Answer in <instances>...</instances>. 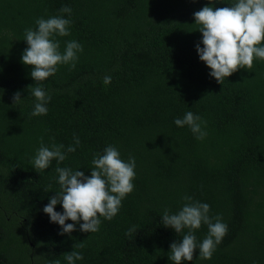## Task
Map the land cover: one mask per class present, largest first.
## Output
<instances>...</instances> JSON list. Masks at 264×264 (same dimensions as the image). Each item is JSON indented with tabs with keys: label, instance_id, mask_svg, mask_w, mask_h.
<instances>
[{
	"label": "trees",
	"instance_id": "obj_1",
	"mask_svg": "<svg viewBox=\"0 0 264 264\" xmlns=\"http://www.w3.org/2000/svg\"><path fill=\"white\" fill-rule=\"evenodd\" d=\"M236 2L0 0V264H68L73 250L83 255L75 264H174L170 246L188 229L178 234L162 216L178 212L185 196L209 204L228 232L210 259L196 249L182 264H264V60L220 84L196 50L203 37L194 13ZM63 6L70 17L59 12ZM57 15L72 20L70 35L54 37L60 52L71 40L83 51L74 69L57 65L39 82L51 100L46 115L33 116L36 82L22 62L24 33ZM16 92L21 101L13 105ZM189 111L206 122L203 140L174 124ZM42 142L76 151L38 170L32 160ZM109 145L125 162L135 158L134 190L112 220L100 217L99 231L82 232L81 220L61 235L43 211L60 191L56 167L90 176L93 156ZM55 211L63 213L62 204ZM207 234L202 224L197 243Z\"/></svg>",
	"mask_w": 264,
	"mask_h": 264
},
{
	"label": "clouds",
	"instance_id": "obj_2",
	"mask_svg": "<svg viewBox=\"0 0 264 264\" xmlns=\"http://www.w3.org/2000/svg\"><path fill=\"white\" fill-rule=\"evenodd\" d=\"M61 14L67 13L71 16L72 9L63 6L59 10ZM195 24L199 25L202 33L203 47L196 45V50L201 61L210 69V76L214 77L220 84L241 68L251 69L254 58L264 60V0H237L229 7L213 8L205 6L194 13ZM72 20L63 15L52 16L48 19L43 17L36 20V29H25V40L28 47L22 55V62L32 66L31 77L36 82L31 87L32 95L36 99L33 116L46 115L47 103L51 96L45 91L39 82L45 81L57 71V65H70L71 69L76 67L78 53L83 51V45L76 40L66 42L64 52H60V43L55 40V35H70ZM103 83H111V77L105 76ZM13 105L21 101L20 92L13 97ZM206 123L198 115L191 111L184 117L174 120L178 127L187 125L198 140H203L207 132L203 131L201 125ZM76 146L80 145L78 137H74ZM76 151V147L68 146L67 153ZM64 145L53 144L51 148L43 142L32 160L35 169L45 170L55 160L57 164L66 159ZM93 168L91 175L86 176L83 171L72 170L57 166L58 183L60 191L50 198L49 203L43 211L49 215L50 221L61 226V235L72 233L76 230V223L81 220L80 230L82 232L99 231L101 220H112L122 206V200L134 190L132 183L135 178V158L130 156L125 162L121 159L120 152L115 146L109 145L103 154H95L92 159ZM49 187H51L49 185ZM47 191V189H46ZM183 207L175 214L165 210L162 223L180 234L188 229L181 242H173L170 246L169 259L174 264H182V261H192L193 254L199 249V257L210 259L225 235L228 225L222 222L219 215L210 217V205L193 200L190 196L184 197ZM57 204H62L63 213L55 211ZM67 220L74 223L66 224ZM202 224L207 225L208 234L202 242L197 243L194 231ZM135 226L130 228L126 235L136 232ZM74 247H83L74 245ZM68 264L82 260L83 255L78 251L65 253ZM49 264H60L59 260Z\"/></svg>",
	"mask_w": 264,
	"mask_h": 264
}]
</instances>
